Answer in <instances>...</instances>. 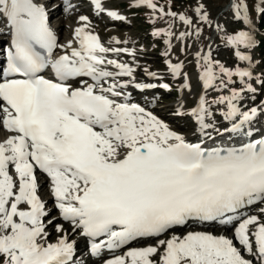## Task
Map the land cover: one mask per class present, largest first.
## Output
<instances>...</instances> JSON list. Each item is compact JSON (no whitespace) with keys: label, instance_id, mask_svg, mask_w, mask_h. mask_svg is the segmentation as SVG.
Segmentation results:
<instances>
[{"label":"snow or ice","instance_id":"1","mask_svg":"<svg viewBox=\"0 0 264 264\" xmlns=\"http://www.w3.org/2000/svg\"><path fill=\"white\" fill-rule=\"evenodd\" d=\"M90 4L98 15L125 19L106 10L103 0ZM64 5L65 12L74 7L70 0ZM131 6L158 12L152 23L167 16L186 26L178 34L171 24L153 31L165 37L164 56L173 38H199V25L212 27L203 0L193 8L195 23L185 12L165 11L154 0H133ZM229 7L242 27L229 32L216 23L215 31L237 66L214 59L210 49L195 53L203 89L222 94L211 101L200 94L186 113L200 137L192 142L124 94L129 82L119 78L133 77L136 69L107 54L135 57L134 50L105 47L88 30L86 15L78 17L73 38L60 45L39 0H0V17L11 36L6 64L0 63V132L5 133L0 138V264H87L77 259L70 234L85 238L94 257L103 249L155 240L128 247L104 264H264V207L260 215L241 214L247 206L264 204V135L241 139L238 146H207L225 134L252 137L251 125L264 116V101L244 107L248 94L258 90L254 85L264 91V68L257 74L251 55L256 25L247 0H229ZM259 14L264 17V9ZM112 42L121 43L115 37ZM57 48L66 51L56 55ZM164 63L173 79L183 76L181 89H189L183 63ZM144 72L157 77L147 68ZM220 105L219 115L229 126L211 122L212 107ZM183 107L178 100L177 115L185 114ZM42 180L56 215L40 195ZM196 222L218 223L226 231L231 225L233 234L175 231ZM49 227L58 234L55 242L48 241Z\"/></svg>","mask_w":264,"mask_h":264},{"label":"rangeland","instance_id":"2","mask_svg":"<svg viewBox=\"0 0 264 264\" xmlns=\"http://www.w3.org/2000/svg\"><path fill=\"white\" fill-rule=\"evenodd\" d=\"M78 1L79 0H74L73 3L76 4L78 3ZM154 2L158 6L163 7L165 11H168L170 8L171 11H175L178 13L185 12L189 17L193 18L194 23L196 22L193 8L196 6L197 0H154ZM203 2L207 5L208 11L211 14L212 27L203 24L199 25L202 29L201 36L199 38L192 36L184 41H179L173 38L171 42L172 48L168 56L163 55L164 52L168 51L167 46L164 44L165 37H162L163 43H160V41H158V38L160 36L155 37L152 35V33L155 29L167 28L169 24L172 25L171 30L176 34L181 31H185L186 26L182 25V22H180L179 20H173V18L165 16L163 19L157 18L155 23H152L151 18L153 16L159 17L158 12L153 13L151 9L145 8L143 6L132 7L131 5L133 3V0H107L105 3L109 8L115 9L116 12L122 13L123 15L125 14L124 18L126 21V26L121 25L120 22L115 24L110 22L111 24H108L110 26L104 24L102 26L100 25L99 20L92 21L93 25L90 26L92 29L100 30L101 27L106 26V28H111L112 31L117 30L116 32L117 34H119L120 39L122 41H127L131 45L138 48L139 51L137 56H130V59H138V62L140 63V67L133 74L134 78L132 79V81H134L135 79L145 80L148 75L144 72V69L147 68L149 71L157 73V77L159 78V80H157L158 84H169L170 87L168 90H165L160 87L159 91H156V93L153 92L155 93V108L153 110L154 112H152L154 115H156V109L158 108L161 109L160 112H162L163 115L168 114V117L172 116L171 114L177 111L178 100L183 103L187 111H190L194 102L190 104V101L186 100V102L185 98H195L197 100V97L200 94H204L206 98L211 101L215 99L218 95L222 94L220 92L215 91L214 89L204 90L203 88H200V81L198 79L199 72L196 67L195 60V53L197 51H209L210 49L212 52V57L214 59L219 60L220 62L224 63L226 66L229 67L237 66V62L234 61V57L232 56L231 51L226 48L223 42L219 39L220 34L215 31L216 23L224 25L229 32H231L233 29H239L240 27H242L239 22L233 19L232 10L229 7V0H203ZM247 3L249 5V15L253 19L254 24L256 25L255 30L257 33V46L252 51L251 55L258 64V66L256 67V73L258 74L260 73L261 69L264 68V17L259 14V10L264 9V0H247ZM80 7H82V5ZM90 12L92 11L86 9V13L84 14H90ZM84 14L82 13L80 15ZM97 16L104 21H106V18H109L105 13H101L99 15L97 14ZM78 17H76L75 19L78 20ZM182 26L184 28H181ZM67 28L68 26L64 25L62 29L61 42H65L66 37L70 38V40L72 39L71 37L65 35V30ZM110 37L111 35L108 37L103 36V38L106 40H109ZM155 38L157 40H155ZM134 41L137 42V45L132 43ZM181 49H183V51H181ZM124 57L126 56H123V58ZM166 59H171L173 63L182 62V69L184 70H182V73H187L188 78L192 77L195 79L193 80L194 82H192V80L189 81V85L192 86L189 88L190 90L188 89L189 91L187 89L186 91H183V89H181L180 87L183 83V76L173 79V77L168 74L167 67L164 63ZM235 79L236 78L234 77V80ZM254 86L257 87V92L255 94H248V97H246L244 100V105L246 104L247 108L259 106L261 104V101H264V91L259 90L258 85ZM236 87L239 88L238 83ZM161 91H166V93L162 95ZM223 94L227 93L225 92ZM139 96L142 97L143 95ZM143 99L145 101L147 100L146 97ZM221 109V106H213L211 110L214 114H218ZM216 118L217 119H214L211 122L217 124V126H227L222 123V116L218 114ZM182 120L183 119H174L171 121L170 126L172 125L176 131L182 134H184L185 132L188 134L193 133L196 128L194 119L190 118L185 124H183ZM257 120H264V116H259ZM261 206L263 207L264 205L262 204ZM48 209L52 210V215L57 214L54 208ZM50 228L54 227L48 228V241L55 242L58 237L55 236L57 233L54 232L55 230L52 231V233ZM120 255H123V253H121ZM77 259L79 258L77 257Z\"/></svg>","mask_w":264,"mask_h":264},{"label":"bare ground","instance_id":"3","mask_svg":"<svg viewBox=\"0 0 264 264\" xmlns=\"http://www.w3.org/2000/svg\"><path fill=\"white\" fill-rule=\"evenodd\" d=\"M54 1H58L56 4L54 3ZM74 1V0H73ZM107 0H104L103 2L105 3ZM48 2H51V3H54L55 4V6H54V8L53 9H48L47 8V3ZM82 4H84V5H88L89 4V2H88V0H81L80 1ZM124 3V2H123ZM82 4H80V6L82 5ZM43 5L46 7V9H48V12H50L51 13V17H52V19H53V23L55 24V26H56V33L57 34H59L60 35V37L62 36V29H63V27H64V25L66 26H68V28L65 30V35L66 36H69V37H71V38H73L72 37V34H73V31H74V29L77 27V26H79V20H77V19H75L76 17H78V16H80V14H84L85 12H86V8L84 9V7L82 8V7H80V6H78V4L75 6V7H73L71 10H69L68 12H65V10H64V7H65V5H64V0H49V1H46L45 3H43ZM144 7V6H143ZM80 8H82V10H80ZM146 8V7H145ZM74 9V10H73ZM106 9H108V8H106ZM110 9H112V8H110ZM73 10V11H72ZM114 10V9H113ZM71 11H72V13H71ZM119 15H122L123 17H124V15L122 14V13H119V12H117ZM86 16H88V18H89V21L91 22V24H90V26H92L93 24H92V21L93 20H99V22H100V25H102L103 26V24L104 25H108V24H111L110 23V21H108V20H106V21H104V20H102V19H100V17H98L97 15H95L94 13L93 14H91V15H86ZM71 21V22H70ZM103 22V23H102ZM120 22V24L121 25H123V26H126V21H125V19L123 20V21H119ZM71 23H73V24H71ZM113 24H115V23H113ZM182 24V23H181ZM183 25V24H182ZM108 26H110V25H108ZM181 28H184L183 26L181 27ZM89 31H91V32H93L94 34H96V35H98L99 36V38H100V40H101V43L105 46V47H119V48H129V49H132V50H134V52H135V56H137V54H138V48H136L135 46H133V45H131L129 42H127L126 44L124 43V41H122L121 39H120V36H119V34H117V30H114V31H112L111 30V28H106V26L105 27H101V29L100 30H94V29H92L91 27H89V29H88ZM64 34V33H63ZM105 36V37H108V36H110L111 35V37H110V39L109 40H106V39H104L103 38V36ZM121 35H123V34H121ZM113 37H115L117 40H119V41H121V43L120 44H115V43H113L112 42V38ZM162 37L163 36H160L159 38H158V41H160V43L162 42ZM164 38V37H163ZM65 42L64 43H62V44H60V45H64V44H67V42L70 40V38H65ZM155 40H157L156 38H155ZM133 44H135V45H137V42L136 41H134V42H132ZM163 43V42H162ZM73 46H76L75 44L73 45ZM60 51H66V49H64V50H62V49H60V48H58V50H57V52H60ZM123 56H126V57H124L123 58ZM107 57L109 58V59H113V58H116L117 60H119L120 62H125V63H128L131 67H133V68H135L136 69V71L138 70V68L140 67L139 66V62H138V59H130V55H128L127 53H121L119 56H114L113 54H111V53H109L108 55H107ZM136 60V61H135ZM109 70H114V69H112L111 67L109 68ZM183 70V69H182ZM184 71V70H183ZM168 74L169 75H171L169 72H168ZM134 77H123V78H119V80H120V82L121 83H123V82H125V81H128L129 83H128V87H126V88H124L123 89V92L125 93L126 92V90L127 89H134V88H136L134 85L136 84V83H133V82H136L138 79H135L133 82H132V79H133ZM197 79V78H196ZM199 79V78H198ZM197 79V80H198ZM157 80H159V78L158 77H155V78H152V77H149V76H147L146 77V79L145 80H138L139 81V84H154V83H156L157 85H156V87H158L157 89H158V91L160 90L159 88V85L160 84H158V82H157ZM190 80H192V82H194L193 80H195L194 78H189V81ZM137 81V82H138ZM188 81V82H189ZM200 85V88H203V86H202V83L200 82L199 83ZM194 85V84H193ZM195 86V85H194ZM190 87H192V86H190ZM189 87V88H190ZM192 89V88H191ZM188 90V89H187ZM190 90V89H189ZM188 90V91H189ZM183 91H186V89H183ZM140 92V91H139ZM163 92V91H162ZM145 94H146V92H144ZM163 93H166V92H163ZM194 93V92H193ZM184 94H186V93H184ZM183 94V95H184ZM190 94V93H189ZM164 95V94H163ZM191 95V94H190ZM198 98V97H197ZM134 101L136 102V100L137 101H139V99H136V97H134ZM186 100H189L190 101V104H192V102H194L193 103V106L192 107H194L195 106V102H196V99L195 98H188V99H186L185 98V101ZM130 102H133V101H130ZM187 102V101H186ZM150 105H152L153 107H154V104L153 103H150ZM141 106H143V107H146V105H144V104H141ZM222 108L224 107L223 105H220ZM244 107L245 108H247V106H246V104L244 105ZM155 108V107H154ZM153 108V109H154ZM185 107H183L182 109H181V112L182 113H185V114H181V115H177L176 114V112L175 113H172L171 115L172 116H170V117H168V114H166V115H163L162 114V112H160L161 111V109H156V116L159 118V119H161V120H163L165 123H167V124H169V126H170V123H171V121L172 120H174V119H183L182 121H183V124H185L190 118L192 119V117L191 116H189V115H187L186 113L188 112L187 110H186V108L184 109ZM150 111V110H149ZM150 112H152V111H150ZM219 114V113H218ZM218 114H214V116H215V119H217L216 118V116H218ZM257 123H259L258 121H255V123H253V124H257ZM251 125V127H252V129L254 130L255 129V127H254V125ZM170 128L171 129H173V130H175V128L171 125L170 126ZM176 131V130H175ZM178 132V131H177ZM188 139H190L191 137H192V135L191 134H184ZM197 135H199L198 133H196L195 134V136H197ZM3 134H2V132H0V138H3ZM256 137H258V136H256ZM245 137H241L240 138V140L241 139H244ZM200 139V138H199ZM218 139H225V140H227V141H229V142H235L236 140H238L239 139V137H236V136H230L229 134H225L222 138L221 137H217L216 139H215V141L216 140H218ZM198 141V140H197ZM248 140H244V142H247ZM241 143V142H240ZM208 146V145H207ZM210 146V145H209ZM41 192H42V194L43 195H45L44 197H43V199L44 198H46V200H47V204H48V208H51V209H53L54 207H53V204H52V198H51V196H50V193H49V189H48V184H47V182L46 181H44V180H42L41 181V188H40V195H41ZM51 203V204H50ZM54 203V202H53ZM259 209H260V207L259 208H257L256 209V212L254 213L253 212V215H260V213H259ZM262 219H264V217H261ZM66 228L68 227L67 225L65 226ZM198 227H195V226H193V227H190V228H181V229H179V230H176V232L178 233V234H182V233H184V232H187V231H193V230H195V231H200L199 229H197ZM50 230H51V232L52 231H54V228H50ZM215 230H218V232H222V231H224V229L223 228H216ZM55 232V231H54ZM231 232V231H230ZM230 232H228V230L227 231H225L224 233H222V234H225V235H227L228 233H230ZM53 233V232H52ZM227 233V234H226ZM217 235H219L220 233H216ZM55 236H58V234H56ZM228 236V235H227ZM229 237H231V236H229ZM168 237L167 236H164V239H167ZM69 239H70V241H75L76 242V244H75V252L76 251H80V250H82V246L80 245V243H81V237L78 235V234H70V236H69ZM56 241V240H55ZM153 243H155V240H152V241H150V242H144V243H141V244H139V246H141V247H143V246H146L147 244H153ZM237 246H239V245H237ZM132 247V246H131ZM84 249H85V247H84ZM94 262L95 261H93V264H94ZM90 264H92V263H90Z\"/></svg>","mask_w":264,"mask_h":264}]
</instances>
